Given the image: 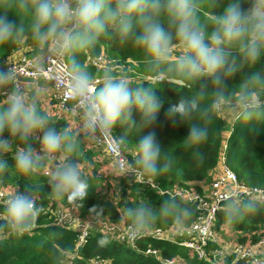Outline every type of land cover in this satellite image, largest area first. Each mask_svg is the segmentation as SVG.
I'll return each mask as SVG.
<instances>
[{
	"label": "clouds",
	"instance_id": "obj_1",
	"mask_svg": "<svg viewBox=\"0 0 264 264\" xmlns=\"http://www.w3.org/2000/svg\"><path fill=\"white\" fill-rule=\"evenodd\" d=\"M102 39L143 51L144 83L135 84L111 67L101 74L89 70L79 56ZM29 41L35 45L30 73L8 59L0 63V181L13 170L22 176L42 173L53 198L82 207L92 186L78 158L80 145L111 138L115 149H123L127 136L113 135L114 129L133 128L136 116L149 131L135 144V156L129 160L121 152L117 166L121 174L146 178L172 166L158 138L162 123L186 125L185 141L199 146L216 116L230 118L233 128L264 122V0H0V46ZM45 74L72 101L66 111L76 119L75 127H57L42 106L47 88L36 79ZM160 84H186L190 94L164 109ZM17 140L10 164L4 156ZM36 200L35 185L8 193L0 204V243L33 231L40 212ZM220 200L228 222L264 210V192L232 190ZM89 211L101 215L104 210ZM193 214L175 198L158 209L148 202L126 207L127 238L142 237L161 217L183 225Z\"/></svg>",
	"mask_w": 264,
	"mask_h": 264
},
{
	"label": "trees",
	"instance_id": "obj_2",
	"mask_svg": "<svg viewBox=\"0 0 264 264\" xmlns=\"http://www.w3.org/2000/svg\"><path fill=\"white\" fill-rule=\"evenodd\" d=\"M247 6V5H245ZM208 10H202V16L207 15ZM9 18L13 19L11 13ZM26 53L35 54V45L29 41ZM15 44H6L0 46V63L8 59V57L20 47ZM106 54L116 63L123 64L122 69H114L115 72H124L135 84L144 83L148 73L145 70L143 59L144 54L141 49L134 47L131 43L120 44L115 41L101 40L94 50L85 51L80 54L79 58L88 66L89 70L96 74H101L102 69L86 62V57ZM257 65L256 67H258ZM253 70V69H248ZM237 77V81H238ZM233 81L232 83H235ZM158 93L163 101L164 109L170 104L176 103L182 94H190V89L186 84H160ZM164 109L160 112V120L164 121ZM53 118V117H52ZM53 122L57 127L67 126L65 120H55ZM226 121L224 116H216L208 122L209 137L207 141L199 146H191L185 141L187 136V126L173 127L169 123H162L157 127L158 138L164 147V151L172 161L171 168L158 176L151 177L154 181L162 186H171L174 184L192 183L199 188L201 181L208 182L217 165L218 153L221 144L222 133L226 129ZM149 129L143 127L140 117L136 116V124L133 128L128 129L117 125L113 134L117 137L127 136V145L124 147L128 153L127 158L131 160L135 156V144L145 135ZM20 142L13 141V152H9L4 159L9 163H13L12 157L14 150ZM22 146V145H21ZM100 151L95 148H89L83 142L80 145L79 159L82 166L85 162H92L91 173H86L89 177L91 189L89 195L83 202L81 207L79 203L75 206L79 209L81 216L91 213L92 207L103 208L101 216H107L113 221H119L123 218V212L126 207L135 206L140 202H148L157 209L164 200L171 198L157 195L154 191L149 190L142 185L129 183L127 178L118 177L117 182L121 186L120 190L114 189V196L118 197V201L114 204L111 200L102 196L98 185L103 182L108 183L106 175L98 170ZM94 157V159H93ZM227 159L230 167L236 172L239 179L251 185L264 187V122H250L248 124L237 123L228 139ZM163 163V161H161ZM19 186L21 190L25 186L35 185L37 187V198L41 199L42 205H47V201L52 199L50 189L47 186V180L44 174H35L31 176H22L14 170L5 176L1 185ZM56 201V199L54 198ZM179 201L178 199H176ZM65 204H71L67 199L61 200ZM180 202V201H179ZM52 206V202L48 203ZM182 205L193 209L192 217L185 221L191 222L195 217V211L192 205L181 203ZM74 205V204H73ZM263 210L259 213L246 215L242 219L230 222L239 231L254 230L262 219ZM126 220L125 218H123ZM218 221L226 220L223 212H217ZM172 218L161 217L156 221V225H163ZM127 221V220H126ZM49 218L46 214L40 215L37 221V227L29 234L20 237H9L0 243V264H62L63 251H71L76 241V231L66 227L49 225ZM106 238L108 243L100 246L98 241ZM142 247L151 246L160 251L161 257H172L181 255L184 262L181 264H209L206 261L190 257L186 250L175 243L168 241L146 240L139 243ZM95 256L107 258L110 264H164L159 259L142 252L135 251L130 247L119 243L98 230L89 233L86 242L80 248V257L83 260L93 258ZM235 264H243L238 262Z\"/></svg>",
	"mask_w": 264,
	"mask_h": 264
},
{
	"label": "built area",
	"instance_id": "obj_3",
	"mask_svg": "<svg viewBox=\"0 0 264 264\" xmlns=\"http://www.w3.org/2000/svg\"><path fill=\"white\" fill-rule=\"evenodd\" d=\"M34 55L23 52L16 59L10 61L20 67L22 71L30 73L32 71L31 65ZM86 62L102 70L105 67H111L113 70L122 69L124 66L108 58L104 53L96 56L88 55ZM53 70V67L49 66L48 73L53 72ZM55 71L59 72L60 68L56 67ZM37 79L46 81L52 89L49 95L51 102L47 104V111L55 120L63 119L68 127L70 125H74L75 127L76 119L69 111H66V108L70 107L72 101L66 95L65 90L58 86L57 81L52 75L45 74ZM3 99L4 97L0 96V102ZM231 131L232 125L228 130L223 131L216 168L208 182L198 184L199 188L192 183L162 186L152 178L131 173L121 174L120 168L117 166V160L121 159V152L122 157L128 159V151L125 148L120 150L115 149L111 138L103 139L96 143L92 142V145L96 149L101 150V152L103 151L104 155L109 159L111 166L116 170L117 175L127 178L130 184L142 185L162 197L178 199L181 203L192 205L195 211V217L191 222L187 223L188 225L171 224L167 228L153 225L149 232L134 241H130L127 238L128 223L123 218L119 221H112L105 217V221H97L98 225H104L105 227V231L100 230V232L135 251L159 259L164 264H181L184 262V258L178 254L162 258L158 249L151 246L142 247L139 243L146 240L172 242L184 248L190 257L206 261L209 264H235L238 262L253 264L255 260H260L264 264V210L262 219L254 230L239 231L227 220L218 221L217 219V212L222 206L220 197L225 192L232 190L242 194L264 192V187L251 185L239 179L236 172L228 164L227 148ZM83 169L87 173L90 172L87 168L83 167ZM101 172H104V170ZM15 187L3 188L0 186V204H2L3 199ZM119 187L121 186L118 184ZM99 190H101V187L98 188ZM101 194L103 193L101 192ZM104 197L111 200L114 204L118 201V197L114 195L109 196L106 194ZM36 204L40 209L38 217L46 214V218H49L50 221L49 225L66 227L76 231L74 248L71 251L62 252V264H110L107 258L99 256L82 261L80 248L86 242L91 231L89 230V222L83 221L84 216H81L80 211L74 205L57 204V207H52L50 205L38 204V198ZM37 224L36 222V227L38 226ZM223 231L228 233L227 239L224 237Z\"/></svg>",
	"mask_w": 264,
	"mask_h": 264
},
{
	"label": "rangeland",
	"instance_id": "obj_4",
	"mask_svg": "<svg viewBox=\"0 0 264 264\" xmlns=\"http://www.w3.org/2000/svg\"><path fill=\"white\" fill-rule=\"evenodd\" d=\"M18 51V50H17ZM17 51H15V52H13L9 57H8V59H11V57H12V55H14ZM24 53L25 54H27L26 53V51H24ZM44 81V80H43ZM224 118H225V121H226V129H225V131L226 130H228V128L232 125V123H231V121H230V118H228V117H226V116H224ZM70 127H74V125H70ZM85 144L86 145H88V147L89 148H95L93 145H92V142H87V141H85ZM96 149V148H95ZM98 150V149H97ZM100 151V154H99V159H101V160H103V159H107V161L109 162V159L104 155V153H103V151L101 152V150H99ZM13 152V151H12ZM101 157V158H100ZM93 159H94V157H93ZM85 163H86V166L84 167V168H87L89 171H90V173L92 172L91 170H90V168H91V165H92V168H93V163L92 162H88V161H84ZM103 164V162H99V164H98V170H99V168H100V166ZM109 164H110V162H109ZM91 168V169H92ZM112 171L113 172H115L116 173V170L111 166V173H112ZM101 173H103L104 174V172H101ZM109 171H107V174H104V175H106V177H107V180L106 181H108V183H104L103 182V184L101 185H98L97 186V190H98V188H100L101 187V190H100V192H102L103 194H102V196H105L106 194H108L109 196H112V195H114L115 193H114V189H119L118 188V182L116 181L117 180V178L118 177H120L119 175H117V174H115V175H113V174H111ZM201 182H204V181H201ZM200 182V183H201ZM3 188H6V187H11L12 188V186L13 185H9V184H6V185H1ZM114 187V189L112 190V188ZM49 202H52V207H57V204H62V205H68V204H65V203H63L61 200H57L56 199V201L54 200V198L52 197V199H49V201H47V205H49L48 203ZM38 204H41V199H38ZM69 205H71V204H69ZM73 205V204H72ZM75 206V205H74ZM76 207V206H75ZM77 208V207H76ZM78 209V208H77ZM79 210V209H78ZM105 217H107V216H101V215H96V214H88V215H86V216H84V219H83V221H86V222H89V230L90 231H93V230H98V231H105V227H104V225H98L96 222L97 221H105ZM108 218V217H107ZM110 219V218H109ZM111 220V219H110ZM113 221V220H112ZM126 221V220H125ZM127 222V221H126ZM171 224H176L175 223V221L173 220V221H170V222H168V223H166V224H163V225H158V226H161V227H168L169 225H171ZM184 224H186V225H188L186 222L184 223ZM154 225H156V224H154ZM72 228H74V226H72ZM224 232V237L227 239V236H228V233H225L226 231H223ZM109 237V236H108Z\"/></svg>",
	"mask_w": 264,
	"mask_h": 264
},
{
	"label": "crops",
	"instance_id": "obj_5",
	"mask_svg": "<svg viewBox=\"0 0 264 264\" xmlns=\"http://www.w3.org/2000/svg\"><path fill=\"white\" fill-rule=\"evenodd\" d=\"M26 49H28L27 46L20 47L18 49V51L14 55H12L11 59H8V60L16 59ZM36 84L45 85L46 88H47V91H46V93L44 94V97H43V105H42L44 108H47V104L51 102V100L49 98V95L52 92L51 86H50L49 83H47L46 81H43L42 79H37L36 80ZM99 161L103 162V164L99 168L100 172L104 170V174H107V171H109L111 173V164H109V162L107 161V159H103V160L99 159ZM111 174L115 175L117 173H115V172L112 171ZM201 183L202 184H205L206 182H201ZM229 226H231V225L229 224Z\"/></svg>",
	"mask_w": 264,
	"mask_h": 264
},
{
	"label": "water",
	"instance_id": "obj_6",
	"mask_svg": "<svg viewBox=\"0 0 264 264\" xmlns=\"http://www.w3.org/2000/svg\"><path fill=\"white\" fill-rule=\"evenodd\" d=\"M28 79H31V78H28Z\"/></svg>",
	"mask_w": 264,
	"mask_h": 264
}]
</instances>
